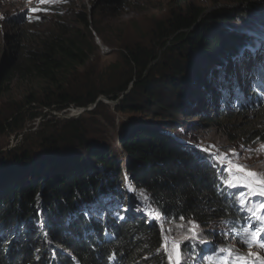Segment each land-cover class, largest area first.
Segmentation results:
<instances>
[{"label": "trees", "instance_id": "1", "mask_svg": "<svg viewBox=\"0 0 264 264\" xmlns=\"http://www.w3.org/2000/svg\"><path fill=\"white\" fill-rule=\"evenodd\" d=\"M122 1L93 0L90 7L81 1V11L74 13L77 24L74 28L66 26L58 15L44 28L38 27L39 25L29 26L24 20L11 22L5 44L10 61L2 69L0 79L11 81L16 75L22 79L32 77L38 91L26 100L27 103L39 102L38 107L56 111L88 105L97 107L102 105V100L97 101L100 96L113 101L122 96L123 101H127L135 89L144 90L151 101L157 95V83L162 86L161 99L166 93L171 95L177 92L178 97L172 101L175 105L172 108L170 104L164 105L160 97L151 104L153 107H148L154 109L152 116L165 122L160 123V129L139 126L140 129H134L128 136L119 137L122 150L128 157L127 171L130 179L137 188L144 190L158 220L153 219L150 211L148 214L136 212L140 197L135 196L132 191L124 193L125 205L120 201L122 215L118 216L114 211L111 214L112 203L119 194V180L115 179L120 167L114 166L108 158L111 156L117 162V154L107 143L90 145L88 135L77 127L80 122L77 121L78 118L76 121L70 119L57 132H43L32 144L22 143L16 149L19 158L26 160L27 156L38 152L40 147L57 148L61 143L71 144L65 150L66 153L59 152L57 161L49 157L55 151L49 152L47 157L39 156L37 160L34 159L31 162V167H35L34 176L29 177L30 180L23 177L21 184L17 185L14 179L17 173L14 170L1 174L4 164L0 159V184L3 183L0 189V221L4 220L0 226V264H169L164 248L172 245L174 233L170 228H179L178 235L184 230L190 231L191 227L208 243L199 244L196 240L182 242L180 249L184 259L181 264H221L226 254L218 249H234L231 242H241L242 229L251 223L239 203L241 193L238 190L242 186H225L223 180L228 179L227 173L218 162L213 167L208 154L202 152L201 147L188 145L183 137L172 134L183 128L179 127L180 116L188 110L182 105L184 102L181 99L185 97L186 81L190 76L182 75V67L177 66L178 62L173 63L174 74H168L162 60L160 62V52L167 47L177 31H182L174 40L180 50L197 43L199 51L201 49L210 56L215 50L220 49L218 53L222 54L235 47H242L240 53L236 52L239 55L244 52L243 63L247 64L245 73L249 76L245 83L238 81L237 85L229 89L228 76L236 71L235 68L231 74H221V79L215 77L218 66L225 64L224 60L236 59L237 56L214 63L190 81H197L199 93L203 92L212 103L209 104L204 100V95H201L205 103L200 108L221 110L224 112L222 116L227 120H248L235 129V135H228L230 140L242 137L248 143L264 142V100L253 104L250 98L251 94H264V84L257 87L256 80L264 67L261 65V62L264 63V56L256 57L257 65L252 63L255 47L260 45L259 42H264V19L256 21V24L253 22L257 35L248 30V36L243 34L241 37L235 31L237 27L232 25L240 17L233 16L236 13L215 10L210 15L204 14L202 17L207 21L201 22L202 19L197 20L205 8L192 6L184 15L173 12L164 24H157L152 46L145 48L134 45V48L121 54L122 63L115 62L106 68L97 69L95 79L88 74L82 77L80 70L86 67L91 55L95 53L91 33L88 32L87 36L84 34V30L90 25V15L94 17L97 12L99 15L101 10ZM253 8L264 9V1L251 4L247 9ZM253 24L245 25L251 27ZM190 28L192 30L187 32ZM248 44L251 47L246 49ZM159 63L160 68L156 69L154 65ZM229 63L233 67L234 61ZM203 72L205 75L202 77ZM192 73L195 71L191 72V76ZM214 77L218 78V85H213ZM131 83L133 87L128 90ZM190 85L194 86V83ZM190 92L193 94L192 88ZM195 101L194 98L191 106L197 104ZM132 106L140 109L138 104ZM207 112L205 110L203 115L197 113L195 116L213 125L216 118H212ZM39 115V112L36 114L31 111L29 117L35 119ZM11 118L14 122L6 119V126L0 125V130L4 128L15 131L19 118L17 114ZM72 142L82 143L85 150H77ZM90 159L96 164L89 163ZM37 164L39 165L36 166ZM87 164L93 166L87 167ZM48 165L53 168L43 174L49 168ZM109 169L113 170L111 173L114 180L107 178ZM9 177L14 180L5 184L4 188V182ZM85 205L88 208L87 215L85 211H80ZM252 205L250 202L248 207ZM93 210L100 212V216L94 215ZM115 211L119 212L118 209ZM40 215L45 219L43 226L48 230L45 234L49 235L47 241L42 234L35 235L30 230L22 232L21 229L23 221L30 217L40 224ZM180 217L184 219L181 220ZM15 218L19 219V224L17 228L10 230L13 236L10 237L4 233ZM193 221L195 227L191 223ZM217 221L228 227L229 238L222 232L208 231V227ZM210 241H215L217 247L211 248ZM218 256L220 258L215 261Z\"/></svg>", "mask_w": 264, "mask_h": 264}, {"label": "rangeland", "instance_id": "2", "mask_svg": "<svg viewBox=\"0 0 264 264\" xmlns=\"http://www.w3.org/2000/svg\"><path fill=\"white\" fill-rule=\"evenodd\" d=\"M81 1L90 7L93 0H56L55 3H41L40 0H0V75L2 73V69L7 66L10 61L8 60L7 53L5 51V44L7 41V35L10 32L11 22L16 23L20 20H24V22L29 24V26L39 25L38 27L44 28L52 23L56 15H58L66 26L74 28L77 26L76 15H74V13L81 11ZM123 1L120 4L114 3V5L106 7L105 10H101L99 15L98 12L94 17L90 15V25L87 30H84V34L87 36L88 32L91 33L95 53L91 55L86 67L80 70L79 73L82 77L85 74H88L95 79L97 69L106 68L109 64L115 62L122 63L121 54L125 53L128 49L134 48V45L145 48L152 46L155 40L154 35L157 33V24H164L169 15L173 12L184 15L190 7L195 6L198 9L205 8V16L212 14L215 10H225L229 13H236L233 16L240 17L232 25L237 27L235 28V31L239 33L241 37H243V34L248 36V30H252L254 33L256 32L255 34H257L258 32L255 30L253 22L256 24V21L260 22L264 19V9L256 10L253 8L250 10L247 9L248 5H238L237 2L240 1L237 0H126V3H123ZM222 4L225 7L221 6ZM31 9L40 10L33 12ZM201 19V22L207 21V19L205 21L204 17H200L197 21H200ZM246 23L253 25L248 27L245 25ZM198 24H196V26ZM79 29L83 30L81 27ZM191 30L192 28L187 32H190ZM181 32L182 31L175 32L171 37L170 43L166 45V48H162L160 52V62L162 60L168 74H174L173 63L178 62L179 64L177 66L182 67V75L184 77L186 74V77L190 76L188 77V81H186L187 87L185 90V100L181 99L184 102L182 105L188 110L183 112L180 116L181 123H179V127L181 126L184 129L179 128L176 130V133L172 134L174 136H179L180 138L183 137L184 140L195 148L198 146L201 148H209L211 146L210 150L213 153L225 154L228 157V160H230L233 164L245 165L248 169L254 172L264 174V149H261V145H264V142L248 143L245 142L242 137L232 141L229 139L230 137H228V135H235L237 133L235 129H237L240 125L246 124L248 120L246 118L227 120L224 116H222V113L224 112H221V110H213L210 107H208V109L200 108L204 102L201 95H204V100L206 99L205 101L209 104L212 103L209 101L208 96H206L203 92L199 93L200 87L197 85V81H190L192 78H195L198 74L202 73V71L205 72V70L212 67L214 63L221 62L222 60L232 56H237V58H239V53L241 52L242 47H235L231 51H224L222 54L218 53L220 49L215 50L210 56L206 55L201 49L199 51L200 46L197 45V43L187 45L184 49L182 48L180 50V48L177 47L178 44L175 45L177 41L174 40ZM261 34H263V32ZM180 43L181 42H179V44ZM259 44L260 45L256 46L255 56L252 58V63L254 65L258 64L256 57L264 56V42H259ZM237 58L224 60L225 64L218 66V74L215 77H220L221 79V74H231V71L235 68L236 71L232 73V75L228 76L229 79L227 82L235 80L236 84H238V81L245 83V75L242 71L239 73V78L238 76H235L237 78H234V75L238 71L242 69L245 71V65H247L246 63H243L244 58ZM230 61H234L233 67L229 63ZM193 65L194 67L192 68ZM261 65L264 66V63L261 62ZM154 67L159 69L160 63L154 65ZM194 71L195 73H192L193 75L191 76V72ZM204 72L201 75L202 77L205 75ZM213 72L215 73V70ZM215 77L213 78V85H218L219 80ZM191 82L194 83V86L190 85L192 84ZM157 85L159 86L155 88L157 89V95L151 101L148 97H146V92L144 90L135 89V92L127 101H123L124 99H122V96L117 98L115 101L102 98V105L97 107H94V105H88L82 108L69 107L64 110L56 111L52 108L38 107L39 102L27 103L26 100L38 91L32 77L30 79H22L21 77L18 78L16 75L11 81H3L0 79V125L6 126L4 125L6 119H8L9 122H14L11 118L12 115L17 114V117L19 118V125L17 124L18 127L15 128V131L12 132L8 129H4L3 127V129L0 130V159H2L4 164V170L1 174H5L6 171L8 172L11 169L14 170L17 173L14 179L17 185H20L23 177L24 179L28 178V180H30L29 177L34 176L33 170L35 167H31V162L34 159L37 160L39 156L42 158L47 157L49 152L55 151L56 154L52 153L49 157L53 158V161H57L59 158V152L66 153L67 151L65 150H67V147L71 145L70 143H61L57 146V148L48 146L40 147L38 152H34L27 156L26 160L19 158V154L16 149L20 147L22 143L29 145L32 144L43 132H57L65 122L70 119L76 121L78 118L77 121L80 122L77 127L82 128L85 131V135H88L90 145L91 143L96 144L98 142L107 143L112 146L113 150L117 154V162H115L111 156L108 158L112 161L113 165H119L120 167L118 174H116L117 179H115L117 181L119 180L117 182L118 185H120L118 186L119 194L114 203H112L113 210L111 214H113L114 211V214H118V216L122 215L121 213H123V210L120 201L124 202L123 205H125L126 197L124 196V193H127L129 188H131L133 189L132 192L135 193L134 195L140 197V210H136V212H141L142 214L147 212L148 214L150 211V215H152L153 219L158 220V215H156L155 210L152 208L149 201L144 199L143 195H141V188H137V186L133 184V180L130 179V173L127 171L128 157L126 153L123 152L122 145H120L119 142L120 136H128V134H131L134 129H140L139 126H144L143 128H145V126H152L154 129H160V123L165 124L162 119L157 118V116L154 117V115L152 116L154 109L148 108L149 106H152L151 104H153V102H155V100L159 97L161 99L160 89H162V86H160L159 83H157ZM191 88L193 90V94L190 92ZM169 94L170 93L164 94L165 96H163L161 100L164 105L170 104V107L172 108L175 106L172 101L178 97V93L175 92V94ZM197 94H199V96ZM194 98L197 103L195 104L196 106L193 105L195 107L190 104ZM259 99L263 100L264 94L259 95ZM147 100L150 102H147ZM134 104H138L140 109H134L132 106ZM35 106L38 108H34ZM205 110H208L207 113H210L212 118H216L215 122L217 123L214 122L213 125H210L206 121L200 120L198 116H195L197 113L203 115ZM31 111L36 114L39 112L40 115L38 118L31 119L29 117ZM72 143V146H74L77 150H85L82 143ZM26 147L27 146H25V148ZM233 150L235 155H233ZM15 156L18 157L16 158ZM89 163L93 165L96 164L91 159ZM225 163L227 164L228 161L226 160ZM91 164H87L86 166L92 167L93 165ZM38 165L39 164L36 166ZM49 165V168L44 170L43 174L53 168ZM108 171L111 173L113 170L109 169ZM18 172L20 174H18ZM109 172L107 178L114 180L113 173L110 175ZM227 178L229 179L228 174ZM14 179L9 177V179L5 180L4 188L5 184L9 181L12 182ZM24 184L29 185L30 183ZM1 186H3V183L0 184V189ZM241 186L244 187L243 185ZM248 191L249 189L246 187L238 190L240 193H248ZM252 197L256 196H251L250 198ZM257 197L260 198V196ZM81 208L82 209L80 211L88 210L86 205ZM116 209H118L119 212H116ZM125 209H127V206ZM1 214L2 211H0V216ZM1 218L2 217H0V219ZM18 220V218L13 219V221L11 220L12 223L9 224V229L8 227L6 228L4 234L7 233L8 236L13 237L10 234V230L18 227ZM34 221L35 220L31 217L28 218V220L25 219L21 224V229H23L22 232L30 230L35 233V235L41 236L42 234L47 241V237H49V235L45 236V234H47L48 230L43 226L45 219L40 215V224H37ZM3 222L4 220L0 221V226ZM251 222L256 221L251 220ZM227 228L228 227L225 224L217 221L208 227V231H216L218 233L222 232L229 238L230 233H228L229 230ZM170 230L174 233V235L172 236V245L168 248L173 247V241L182 240L185 235L191 236L193 232L192 227L190 228V231L184 230L178 235L177 231L179 228H174V230L170 228ZM43 237L42 239H44ZM210 242L209 246L211 248L217 247L215 241ZM231 244L235 247V250L241 253L246 254L249 251H252L260 257H264V249H260L256 246V244H253L251 249L241 242H237L235 244L231 242ZM219 258V256L216 257L215 261H218ZM248 262L260 263L255 259V256H253Z\"/></svg>", "mask_w": 264, "mask_h": 264}, {"label": "snow or ice", "instance_id": "3", "mask_svg": "<svg viewBox=\"0 0 264 264\" xmlns=\"http://www.w3.org/2000/svg\"><path fill=\"white\" fill-rule=\"evenodd\" d=\"M40 2L55 3L56 0H40ZM39 10L40 9H31V11L33 12ZM242 56L243 53H241V56L237 59L242 58ZM256 80L258 81L257 87H259L260 84H264V67L261 68V72L257 76ZM233 91L236 90L234 89ZM237 98L239 99V97ZM210 147L201 148V151L208 154L213 167H215V162H219L223 170L229 175V179H224L223 184L230 188H235L243 185L244 187L249 189L247 194H240L241 198L239 200V203L241 206V210L246 211L248 220H254L257 223L256 225L249 223L244 229H242L241 243L247 246L249 249L252 248L253 244H256V246L261 249H264V199H262L259 203L253 204L251 207H248V204L250 203L249 197H264V174L254 172L248 169L245 165L233 164L230 160H228V157L225 154L213 153L210 150ZM261 149H264V145H261ZM233 155H235L234 150ZM226 160L228 161L227 164L225 163ZM129 191H133V189L129 188ZM140 193L141 195H143L144 199H148L143 189L140 190ZM139 210L140 209H137V211ZM87 214L88 213L86 210L85 215ZM93 214L99 217L101 213L93 210ZM120 218L122 219L123 217ZM180 219L183 220L184 217H180ZM191 223H193L195 227V222L193 221ZM192 240H196L199 244L208 243V241H206L205 239H201L199 234L195 231L192 232L191 236L185 235L182 240L173 241L172 248H164V251L168 256L169 264H181L184 256L181 252L180 244L182 242H191ZM218 251L221 253H226V255L221 260V264H247V262L253 256H255V259L258 260L260 264H264V257H260L252 251H249L246 254L241 253L235 249L220 248L218 249Z\"/></svg>", "mask_w": 264, "mask_h": 264}, {"label": "water", "instance_id": "4", "mask_svg": "<svg viewBox=\"0 0 264 264\" xmlns=\"http://www.w3.org/2000/svg\"><path fill=\"white\" fill-rule=\"evenodd\" d=\"M264 0H248V1H240V2H237L238 3V5H251V4H257V3H261V2H263ZM221 6H224L223 4L221 5ZM225 7V6H224ZM204 13H205V11L203 12V14L200 16V17H202L203 15H204ZM191 29V28H190ZM132 88V83L130 84V87L128 88V90H130ZM127 90V91H128ZM126 91V92H127ZM102 98H105V97H103V96H100L98 99H97V101L98 100H101ZM96 101V102H97Z\"/></svg>", "mask_w": 264, "mask_h": 264}, {"label": "bare ground", "instance_id": "5", "mask_svg": "<svg viewBox=\"0 0 264 264\" xmlns=\"http://www.w3.org/2000/svg\"><path fill=\"white\" fill-rule=\"evenodd\" d=\"M256 35H257V34H256ZM250 47H251V46L248 44V45H246L245 48L247 49V48H250ZM243 48H244V47H243ZM255 48H256V47H255ZM243 53H244V52H243ZM248 53H249V52H248ZM246 54H247V53H246ZM239 56H241V55H239ZM241 71L244 73V75H245L244 79H245V81H246V78H248L249 76H248V74L245 73V71H244L243 69L240 70V71H238V72L234 75V78H237V77H235V76H238V78H239V77H240V74H239V73H240ZM233 85H237L235 80H233V81L230 82L229 89L232 88ZM255 88H256V87H255ZM231 95H232V94H231ZM240 99H241V98H240ZM252 100H253V99H252ZM261 100H262V99H261ZM186 144L190 145V143H188L187 141H186ZM183 145H184V144H183Z\"/></svg>", "mask_w": 264, "mask_h": 264}, {"label": "clouds", "instance_id": "6", "mask_svg": "<svg viewBox=\"0 0 264 264\" xmlns=\"http://www.w3.org/2000/svg\"><path fill=\"white\" fill-rule=\"evenodd\" d=\"M259 95H262V94H259ZM255 97H256V96H254L253 94H251V96H250V98H251V102H252L253 104H256L255 102H257V101L255 100ZM252 99H253L254 101H253ZM263 100H264V99H263Z\"/></svg>", "mask_w": 264, "mask_h": 264}]
</instances>
